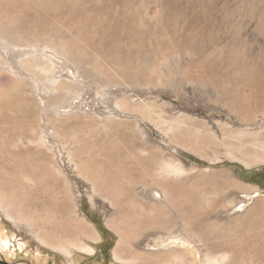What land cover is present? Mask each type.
<instances>
[{"label": "rangeland", "instance_id": "374dc122", "mask_svg": "<svg viewBox=\"0 0 264 264\" xmlns=\"http://www.w3.org/2000/svg\"><path fill=\"white\" fill-rule=\"evenodd\" d=\"M261 168L264 0H0V264H264Z\"/></svg>", "mask_w": 264, "mask_h": 264}, {"label": "bare ground", "instance_id": "6f19581e", "mask_svg": "<svg viewBox=\"0 0 264 264\" xmlns=\"http://www.w3.org/2000/svg\"><path fill=\"white\" fill-rule=\"evenodd\" d=\"M252 161L254 163H256V162H259L261 160L256 158V159H253ZM0 202L4 203V198L2 196H0ZM148 204H150V203H148ZM179 206H181V205H179ZM9 210L10 209L8 208V211ZM181 210H182L181 208H178V210L176 211L175 214L168 215L162 221H159V220L158 221H153L154 223H153V230L152 231L171 233L173 231H181V230H183L184 227H185V220H184V216L182 215V211ZM8 211H7V213H8ZM43 239H44V237H43ZM47 241L45 243L49 245L50 243H48ZM77 248L79 250H81V251H83L85 253H89V254H93L95 252V250L92 247L87 246V245L79 246ZM123 253H125V250L123 249V246L119 244L115 248V250L113 252V256H114V258L117 261H122L123 260Z\"/></svg>", "mask_w": 264, "mask_h": 264}, {"label": "flooded vegetation", "instance_id": "af4514ba", "mask_svg": "<svg viewBox=\"0 0 264 264\" xmlns=\"http://www.w3.org/2000/svg\"><path fill=\"white\" fill-rule=\"evenodd\" d=\"M254 178L257 180V182L260 183H264V172H261L259 175H254ZM100 236H101V240L100 242H98V246L96 248L95 251V255H97L98 257H102L103 259H107L108 257V244H109V238L108 235L103 232L100 231Z\"/></svg>", "mask_w": 264, "mask_h": 264}, {"label": "trees", "instance_id": "16d2710c", "mask_svg": "<svg viewBox=\"0 0 264 264\" xmlns=\"http://www.w3.org/2000/svg\"><path fill=\"white\" fill-rule=\"evenodd\" d=\"M182 156L185 157L186 159H189V160L197 163V164L204 165L201 161L197 160L193 156H190L188 154H182ZM261 172H264V169L261 168L259 170H252V171H250L248 173H251L253 175H259ZM105 232L108 233V234H111V232L109 230H107V229H105ZM111 248H113V244H112Z\"/></svg>", "mask_w": 264, "mask_h": 264}]
</instances>
